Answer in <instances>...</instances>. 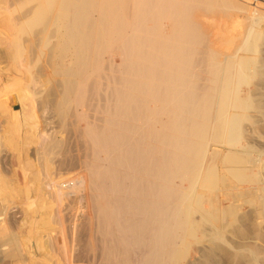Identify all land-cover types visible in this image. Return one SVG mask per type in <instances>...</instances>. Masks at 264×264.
Returning a JSON list of instances; mask_svg holds the SVG:
<instances>
[{
  "label": "bare ground",
  "instance_id": "1",
  "mask_svg": "<svg viewBox=\"0 0 264 264\" xmlns=\"http://www.w3.org/2000/svg\"><path fill=\"white\" fill-rule=\"evenodd\" d=\"M0 13L3 57L16 60L17 68L24 67L20 60L30 56L27 52L44 49L54 36L49 62L60 77L61 90L54 92L59 96L57 110L71 106L76 121L84 123L93 210L104 236L115 244L107 246L105 264H132L136 245L150 247L142 248V262L175 264L181 255L176 252L180 232L192 234L196 229L190 220L193 207L205 218H214L219 208L213 192L203 191L215 186L210 171L205 170L201 188L196 184L201 161L210 139L241 144V121L251 104L239 96V88L248 84L257 72L252 64L261 60L235 53L223 60L215 53L207 55L203 33L185 0H0ZM33 29L37 34L22 37ZM256 42V33L249 29L238 49L253 53ZM110 48L120 52L119 65L102 60ZM99 75L105 85L102 125L93 117ZM29 94L32 103L21 97L19 101L23 125L36 131L40 149L35 151L49 160L54 142L42 137L35 111L42 106ZM156 154L162 156L158 165ZM228 158L230 163L242 161L236 155ZM241 170L229 172L239 180ZM118 253L122 257L115 263L112 258Z\"/></svg>",
  "mask_w": 264,
  "mask_h": 264
},
{
  "label": "rangeland",
  "instance_id": "2",
  "mask_svg": "<svg viewBox=\"0 0 264 264\" xmlns=\"http://www.w3.org/2000/svg\"><path fill=\"white\" fill-rule=\"evenodd\" d=\"M185 2L190 17L199 24L203 33L207 55L215 53L223 60L235 53L237 57L261 60V63L252 64L257 72L248 84H240L239 88V96L251 104L242 117L241 144H216L210 139L208 152L201 161L196 184L198 189L201 188L200 181L208 171L216 178L215 186L203 187V191L213 192L219 208L215 209L216 213L213 209L208 211L217 216L205 218L202 210L193 207L190 220L195 222L196 229L193 235L180 232L182 239H176V252H181V255L175 264H264V0ZM249 29L257 37L253 53L238 49ZM36 31L33 29L22 37L32 36ZM4 37L1 33L0 39L5 40ZM47 41L44 49L27 52L26 55L30 54L27 59L24 56L19 58L24 62L22 68H17L20 65L16 60L3 57L6 42L3 46L0 44V106L3 103L2 109L0 107V264H105L107 246L115 247V244L104 236L93 210V191L86 175L90 160L87 159L89 149L82 132L84 123L76 121L71 106L64 107L62 112L57 110L59 96L55 93L61 90L60 77L54 74L49 62L54 36ZM119 53L107 49L102 60L113 66L119 65ZM117 73L113 72L114 75ZM98 78L93 95L96 108L93 117L100 125L105 85L101 75ZM29 92L42 106L35 110L38 129L45 132H42L43 138H51L54 142L49 160H42L36 152L40 149L39 142L35 140L36 131L34 133L23 125L19 101L21 97L22 102L32 103L29 101L34 97ZM8 134L12 136L10 145H7ZM229 155L239 156L242 161L230 163ZM155 158L158 165L162 156L156 154ZM230 169H242L243 177L236 180ZM101 200L97 202L101 203ZM203 205L209 207L205 201ZM110 227H113L112 223ZM145 247L134 246L136 252L132 254L136 257H133L132 264L152 263L140 260L142 248H150L148 245ZM121 257L122 254H114L112 260L118 263Z\"/></svg>",
  "mask_w": 264,
  "mask_h": 264
}]
</instances>
